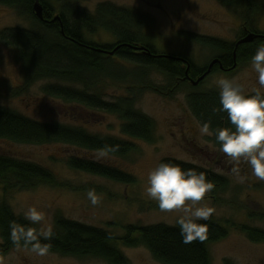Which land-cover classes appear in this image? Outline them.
<instances>
[{
    "label": "trees",
    "instance_id": "1",
    "mask_svg": "<svg viewBox=\"0 0 264 264\" xmlns=\"http://www.w3.org/2000/svg\"><path fill=\"white\" fill-rule=\"evenodd\" d=\"M218 1L240 14L248 30L247 33L245 30L242 32L243 37L249 34L259 37L252 43L237 46L189 32H181L180 35L189 42L219 52V65L222 63L225 69H233L236 62H251L256 49L264 44V33L255 27L263 12V2ZM39 2L43 7V21L34 14L35 0H0V5L15 10L20 17L32 22L30 28H9L0 32V42L18 52L25 74L22 89L26 91L37 82L54 80L56 84H49L44 89L49 97L82 109L88 114L85 117L88 122H99V117L106 115L117 117L121 123V136L89 132L80 123L82 113L80 115L74 111L68 117L71 115L79 125L44 123L0 106V139L27 145L60 143L72 146L83 152L66 158L72 170L133 186L137 183L133 175L105 160H97L95 153L106 145H119V151L111 156L124 158L138 150L137 141L149 144L156 141L154 121L137 108V100L143 93L150 90L170 96L187 86L192 89L187 97L189 108L201 125L210 121L212 129L230 126L226 113L214 111L220 108L218 90H198L208 77L197 86L191 83V80L196 82L203 77L208 68L200 69L182 54L160 53L153 43L154 37L146 32L153 24V19L148 15L111 2L99 4L94 12L80 6L79 0ZM100 31L111 34L116 43L104 44L88 39L87 35ZM142 48L146 49L145 53L140 50ZM111 52L114 55H110ZM162 55L170 58L158 57ZM214 68L212 74L216 72ZM152 72L168 78L171 85L164 88L152 83L149 80ZM108 84L120 90L126 89V95L112 97L106 94L104 87ZM109 97L112 98L107 99ZM212 140L219 148L214 136ZM162 162L205 172L215 185L210 199L218 205L226 203L218 196L225 193L230 184L222 175L173 158H166ZM43 185L61 186L56 175L42 165L0 154V188L4 192L31 190ZM13 221L37 228L16 215L6 202L0 203V256L16 248L10 238V224ZM201 223L211 225L208 239L202 243L194 241L184 244L178 224L130 225L124 228V236L117 237L108 230L58 216L53 238L42 243L51 244L50 253L81 260L99 259L108 264H129L120 249L121 244L128 248L144 247L161 264H212L211 246L226 240L232 230L242 232L254 243H264V231L247 225L213 218Z\"/></svg>",
    "mask_w": 264,
    "mask_h": 264
},
{
    "label": "rangeland",
    "instance_id": "2",
    "mask_svg": "<svg viewBox=\"0 0 264 264\" xmlns=\"http://www.w3.org/2000/svg\"><path fill=\"white\" fill-rule=\"evenodd\" d=\"M261 1L263 12L255 27L264 33V0ZM105 2L131 8L151 17L153 24L146 32L154 37L156 49L166 55H185L200 69L209 70L214 60L219 59V52L187 41L180 35L181 32L236 44L243 39L242 32L246 28L240 14L225 7L218 0H79L78 3L94 12L99 4ZM17 27L30 28L32 22L20 17L15 10L0 5V32ZM87 36L89 40L97 43H116L115 38L105 31ZM127 67L131 69L130 66ZM233 70H217L207 76L208 79L198 90H218L216 81L221 77L237 78L244 84L248 93L258 87L251 62H236ZM24 78V68L18 52L0 42L1 107L44 123L79 125L71 115L68 117V114L74 111L76 114L82 113L83 119L79 118L80 123H83L82 126L89 132L121 136V123L117 117L106 115L104 118L99 117V122H88L85 118L88 114L85 111L61 99L49 97L44 92L49 84H56V81L37 82L25 91L22 89ZM149 80L164 88L171 85L168 78L155 72L150 74ZM20 89L24 92L21 90L19 93ZM104 89L106 94L112 97L127 93L126 89L120 90L112 84L106 85ZM191 91L192 89L185 86L170 96L150 90L139 96L137 108L154 121L156 141L152 144L137 141L138 150L129 156H111L104 159L133 175L137 180L133 186L72 170L68 167L66 158L73 154H83L72 146L60 143L27 145L0 139L1 155L42 165L56 175L61 185H43L31 190L8 193L0 188V203L6 202L16 215L23 218V213L29 206L35 205L38 210L44 211L47 218L42 224H34L37 229L48 226L53 229L58 216L108 230L117 237L124 236V228L130 225L176 226L181 213L161 212L158 203L145 194L148 173L164 159L173 158L214 171L229 180L227 191L218 195L225 204H215L208 198L201 202L215 207L213 219L221 222L232 221L264 231V181L257 180L251 175V169L242 164V173L248 174V180L243 184L237 182L236 177L231 174L233 165L215 145L213 136L200 134L201 124L192 115L187 102ZM91 189H95L100 198L96 206L87 198V192ZM208 197H211V192ZM120 249L129 264H161L144 247L128 248L121 244ZM210 253L212 264H264V243H254L238 230H232L226 240L212 245ZM0 257L4 259V264H108L99 259L81 260L56 253L38 257L23 247H16Z\"/></svg>",
    "mask_w": 264,
    "mask_h": 264
},
{
    "label": "clouds",
    "instance_id": "3",
    "mask_svg": "<svg viewBox=\"0 0 264 264\" xmlns=\"http://www.w3.org/2000/svg\"><path fill=\"white\" fill-rule=\"evenodd\" d=\"M251 68L256 73L258 87L251 93L237 78L221 77L216 81L220 108L216 112L226 113L230 126L212 129L211 122L200 125L201 135L214 136L219 150L231 162V174L243 184L248 174L242 173L241 165L251 169V175L264 181V44H261L251 59ZM119 151V145H106L95 153L97 160H104ZM215 185L205 172L194 168L184 169L178 164L161 162L148 173L146 196L158 203L164 213H181L176 223L184 244L204 242L209 237V221L216 212L215 207L205 201ZM93 206L100 202L95 189L87 192ZM30 224H42L47 218L44 211L33 205L23 213ZM10 238L17 247L34 253L38 257L49 255L53 236L51 226L39 229L16 222L10 224ZM22 242V243H21ZM0 264L4 259L0 257Z\"/></svg>",
    "mask_w": 264,
    "mask_h": 264
},
{
    "label": "water",
    "instance_id": "4",
    "mask_svg": "<svg viewBox=\"0 0 264 264\" xmlns=\"http://www.w3.org/2000/svg\"><path fill=\"white\" fill-rule=\"evenodd\" d=\"M33 11H34V14L36 15V17H37L38 19H40V20H42V21L44 20L43 7L41 6L39 0H35V4H34ZM258 37H259V36L255 35V34H249V35H247V37H245V38L242 39L240 42H238V43H237V46H239V45H241V44L252 43V42H254ZM140 50H142L144 53H145V51H146L145 48H142V49H140ZM99 51H102V50H99ZM109 54H110V55H114V52H111V53H109ZM147 54L150 55V53H147ZM158 57L170 58V57H168V56H163V55H162V56H158ZM176 60H180V59H176ZM185 62H186V61H185ZM220 62H221V61H220L219 59H218V60H215V61L211 64V66H210L209 70L207 71V73H205V74L203 75V77H201L200 79H198L196 82L191 80L192 85H194V86L199 85L200 82H202L207 76H209V75L211 74V72H212V68H214L215 65L220 64ZM186 64H187V66H188V68H189L190 65H189L187 62H186ZM221 68L223 69L222 66H221ZM186 75H187V77H188V72L186 73Z\"/></svg>",
    "mask_w": 264,
    "mask_h": 264
},
{
    "label": "flooded vegetation",
    "instance_id": "5",
    "mask_svg": "<svg viewBox=\"0 0 264 264\" xmlns=\"http://www.w3.org/2000/svg\"><path fill=\"white\" fill-rule=\"evenodd\" d=\"M243 30H245L246 33L248 32V30H247L246 28H244ZM262 35H263V34H262ZM242 38L244 39L245 37L242 36ZM239 42H240V41H239ZM237 43H238V42H237ZM237 43H236V44H237ZM216 60H218V59H216ZM214 61H215V60H214ZM221 66L223 67L222 63H221V65H219V64L216 65L215 68H214V70H216V71L219 70V71H221V72H231V71H233L232 68H230V69H225V68L223 67V69H222ZM213 72H214V71H213ZM211 75H212V73H211ZM211 75H210V76H211ZM208 77H209V76H208Z\"/></svg>",
    "mask_w": 264,
    "mask_h": 264
}]
</instances>
